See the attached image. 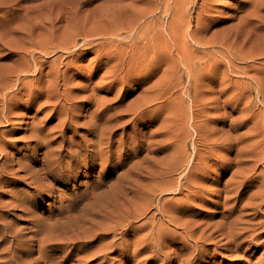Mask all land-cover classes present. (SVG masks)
Masks as SVG:
<instances>
[{"label": "bare ground", "instance_id": "6f19581e", "mask_svg": "<svg viewBox=\"0 0 264 264\" xmlns=\"http://www.w3.org/2000/svg\"><path fill=\"white\" fill-rule=\"evenodd\" d=\"M28 1L31 2L28 3ZM94 1L95 0H0V11L3 9L2 16L0 15V153L2 152V154H4L3 151H5L7 147V140L2 136L5 135L7 129H2V127L8 126L13 116H18L20 118V116L24 115V113L21 115V112H28L36 105L42 106L43 108L44 105L47 106L51 101L55 102V106L62 105L64 114L67 115L64 123H69L72 117V115L70 116L72 112L71 109H75L76 101L74 100L75 96L71 95L72 90L62 88V85H70V83L73 82H70V79L73 80L74 78L80 77L81 66L84 64L86 54L94 53L88 62L90 64L88 66L92 65V68L95 69H90L93 73L92 76L90 75L91 78L89 77V80H93L98 72L105 69L103 74H100L99 80H97V84L99 85H95L97 88L101 89V92L104 89H107V93L112 92L118 83H122L121 88H124L129 80L136 82L137 86L144 85L152 76L154 77L158 73H161L156 81L140 91L139 95L129 104L128 108L130 113H132V117L129 120H137L142 124L160 121L162 138L159 143L161 145H159L160 147L157 148V150L160 149L161 152L165 153L161 157L150 154V151L156 152L157 150L154 148L153 150L147 148L145 143H143L145 139L141 140L140 138H134L130 141L131 146L129 145V149H131V152H128V154L134 153L136 156H139L145 151L144 149H148L147 153L141 158H139V156V159L136 160L132 166L139 172H146L148 174H146L148 179L144 184L142 181H139L141 184H137L136 187L133 188V190L137 189L133 201H136L135 206L138 213L132 216L131 220H127L128 222L125 224L128 226L127 232L131 230L138 232V230L144 228L145 222L135 225L134 222L136 220L134 221V219L140 217L145 218L150 209L157 208L150 216L152 220L148 222L151 228H148L149 231H146L147 233L138 240L140 243L136 245L135 251L133 250V252L136 253L135 255L146 250L149 252L151 251L153 257H163L166 253L165 248L168 246L170 248V244L174 243V238H176L174 232L163 228V225L166 223L165 219H159L155 224L153 219L156 217L157 210L160 214L169 216L168 220L171 222L181 226L183 224L185 226L184 232H188L192 235L194 231L193 228H191L192 230L188 229V223L181 222V216L194 202L202 198V193L208 188V184L203 181L211 183L220 181V174L213 175L211 172L213 164L219 165L222 170L233 167L232 162L234 159L228 155L234 149H237L238 154L245 152V157L242 158V162L238 164L239 166L233 171L230 179L225 182L226 191H230V189L227 188L229 184L236 183L237 185H235V188H239V191L235 195V200L239 201L246 193V188H250L251 185L253 186L255 184L253 183L254 180L259 181L257 185L259 186V190L257 192L255 191V194L250 195L251 199L257 198L256 200L258 203H254L255 200H251V202H253L251 206L256 204L257 210H259V208L264 209V169L261 174L254 176L255 178L253 181L249 178L251 175L248 176L251 170H255L259 167L258 161H264V122L263 125H261L263 127L261 131L255 132L253 129L254 126L259 124L255 122L254 126L246 132L239 133L238 125L243 123L241 119L231 118V112L229 111L224 112L223 115L218 114L212 116L209 113L212 107L206 108L203 102L202 89L206 88L208 83L213 79L214 81L218 79L219 73L217 71L220 68L216 66H220L223 61V59L217 55V53H220L217 48L219 45L228 48L231 54L228 56L231 60L243 59V61L248 62L249 58L245 59V56H240L244 51L237 48L240 42L238 40V35L235 39L233 38L234 40H231V38L227 36L221 37V40H219L221 44L218 42V46L214 44L217 42L216 39L214 41H205L204 37L197 36L199 32L203 31V26L202 29L196 26L199 29L195 28L194 31H191V21L187 18L189 11L185 9L188 8V6L187 4H180L177 1L173 4L172 0H151V6L147 5L141 11L137 10V13L130 11L131 5L126 3L120 4V1L124 3L126 0H105V3L103 1L104 4L93 6L91 4ZM249 1L253 2V9L250 10L248 15L252 17L253 21L251 22V20L248 19L247 23L251 22L249 32L251 35H254V30L257 31L259 28V31L264 30V19L261 20L262 16L260 15V11L264 9V0ZM90 5L93 7H90ZM9 14H14L15 16L5 19ZM198 14L200 15L201 12ZM145 15H147L148 19L138 24L142 16ZM167 17L168 19L165 20ZM259 18L260 23L256 25L255 20ZM253 24L255 26H252ZM259 31H257V33ZM124 33L128 34L124 35ZM260 33L261 32H259V34L255 33L256 39H245V43L251 41V51L255 52L256 55H262L264 57V34ZM189 37L197 44L196 46L193 43H189ZM208 44L214 49H202V46ZM227 44H232L235 48ZM221 55L227 58L226 54ZM256 58L257 57L253 56V59H251L255 60ZM2 59H9V61L4 62L1 61ZM88 63H86V65ZM227 68L234 69L235 66L230 63ZM253 69L257 70L256 74H254V76L252 75L256 84L254 89L256 92H260L259 100L264 104V67L259 69L258 67H253ZM109 77L112 78L110 79ZM84 86H86V84H84ZM213 87L214 88L209 90H214V92L219 93L231 89V86L227 88L220 87L219 89H215L218 86ZM233 90L234 91L230 95L232 99L236 93L234 84ZM97 95L95 97H97ZM99 97H101V95ZM231 97L228 96V100L224 101L225 104L223 108H226V103L228 102L229 104L230 100H232ZM214 99L217 100V98ZM250 106L251 104L247 107L249 108ZM76 107H78V105ZM232 107L233 110L236 109V107ZM97 110L98 115L96 116L99 118V113L103 110ZM91 111L90 113H92ZM59 112H61V109ZM204 113L206 114L205 118L203 117ZM121 117L122 115H120V118ZM98 118H91L88 124H86H90V128L93 130L96 129L95 132H98L99 146L108 143V145L106 144L108 149L103 145L100 150L96 149L97 146L94 143L90 145L93 147H88V151L90 150L91 152L82 153L85 149L84 147L87 145L84 147L78 145L77 148H71L72 151L65 155L66 160L63 158L64 155H52V153H55L57 150L53 148L55 149L54 152L51 148V139L50 141H45L47 144L46 149H43L44 158L39 160L38 151L42 148V140H46L47 136L43 132V125L36 127L35 124L33 129L31 128V141L28 140L30 142H28L29 149L32 152L28 154V156H25H27L29 162H46V166L44 168L41 167L42 170H44V175L40 174L38 169L33 168L34 164H32L23 175L20 173L18 175L17 170L15 177L18 175L19 179L32 178V181H30L34 183L37 192L40 193L41 191L44 192L43 189H51V186H48L49 183L48 185L46 183V178L52 176L55 181L69 184L72 178L78 175L82 167H84L87 172L90 171L92 169L90 162L98 158H100L99 165H101V172H104L103 170L106 169V165L109 163L112 164L109 152H112L113 141L110 137L105 136L108 123L105 122V120L101 122L102 120L99 121L101 118ZM120 123L122 122L120 121ZM66 124L64 125L66 126ZM227 126L228 128L226 129L225 127ZM203 128L205 129V133H207L206 136H202L201 131ZM256 136H261L262 139L260 137L254 140L249 139L247 140L248 146L246 148L240 146L246 139ZM216 145L218 146L217 148H215ZM169 149H171L170 152ZM218 153L221 154L219 155ZM56 168L57 170H55ZM11 170L6 162L0 164V183L8 181V175L9 173L11 175ZM175 173L180 174V176L174 177ZM138 175L139 174H137V178L139 177ZM119 177L121 176H118V178ZM128 188L132 189L131 187ZM110 189V191L106 192L105 196L108 197L109 195L111 196L110 199L113 197L117 199L116 201L114 199L115 204L113 205L112 203L111 205L113 206L112 212H115L113 215H107L106 213H108V210L104 212L107 203L111 201L107 200L108 198L106 199L105 197L101 198L103 194L102 191L97 192L98 190H96L95 192L92 189V192L89 191L90 194L88 195L83 191L84 197H90L91 200L88 202L84 201V205L82 204V212L79 214L70 212L73 210V206H76L75 204L80 203L82 199H84L82 196L80 197L82 199L78 200L80 194H77V197L70 199V202L67 203L68 205L66 204V206L61 209L60 213L62 215H57L55 219L53 218L54 220L51 221L50 217L49 222H44L41 221V219H36L39 216L31 220L32 223L37 226L33 235L37 237L35 238V245H37L36 249L39 252V256L34 259L33 263H40L45 260L47 264H52L51 262L54 259H45L46 250L49 248L56 250L60 246L67 244L71 247V253H68H75L78 257H76V259H79H75L76 262H73V264H83L84 262H86L85 264H90L89 257L97 253V251L91 249L95 244L94 242L98 241L102 238V235L106 233L113 234L117 237L116 232L117 229L120 228L121 217L119 216V218L116 217L117 219H115L114 216L118 213L117 210L122 208V202H126V199L123 198L124 201H120V189L122 188H119V186H117L116 189L114 188V184H112ZM0 190H2V188ZM124 190L126 191L127 188ZM156 192L157 194L163 193V200H167L168 198L173 199L175 198V194H182L183 197L180 196L181 199L178 201L175 200L177 203H171L169 199V202L159 199V201L156 202ZM22 193L19 194L17 192V195L12 197V199L10 197L11 200L8 199L10 202H7L8 200L4 202L0 201V206L14 203V205L24 208L27 212L33 213V210H35L34 206L36 205L35 199ZM150 194H153L155 199L150 196ZM171 194L174 195L171 196ZM258 198L260 201H258ZM236 201L233 203H236ZM247 205L250 204L247 203ZM232 206H234V204H232ZM235 210H237V207H234L232 212ZM126 214H128V212ZM229 214H227V217ZM128 215L130 216V214ZM258 215H262V212L259 211ZM243 216L246 215L244 214ZM243 216L241 213H239L238 216L235 215V217L232 215V218L234 217L232 220L225 222L226 224L224 225H218L223 230L225 229L224 227H228V233L226 232L228 237H225L229 238V240H226V243H236L235 246L231 247V250H236L241 246L238 238L243 232L237 231L236 228L242 229L241 226H243L244 223L241 224L243 222L241 218L243 219ZM239 224H241V226H238ZM210 227L207 225V230L202 229V231L199 232L198 230L201 229L199 226L200 229L197 230L198 233H200L199 237L210 239L215 233V231H208ZM246 227H248V225H246ZM246 227L244 226L243 228ZM215 229L217 231L219 227ZM5 231L6 230L0 229V239L2 242L8 239H11V244L17 242L18 239L19 242H25V240L21 238V234L14 232L11 235H7ZM115 240H111L105 246L112 247ZM212 240L213 238L211 241ZM80 243H82V245L78 246ZM102 243L100 242V244ZM197 244L199 245L200 243ZM133 246L135 245L133 244ZM202 247L203 245L201 248ZM93 249L95 248L93 247ZM226 249L228 250L227 247ZM107 253L106 255L103 254L108 259ZM5 254L6 253L3 255ZM178 254H180V252ZM181 254L184 253L182 252ZM65 256L68 257L65 258V260H70L71 255L68 256L65 254ZM172 257L165 256L164 259L166 261L164 263L171 264ZM81 258H83V260ZM262 258H264V256ZM80 259L82 261H80ZM5 261L8 264H21V262L16 259H10L8 257ZM58 261L60 262V260ZM101 261L98 264H102L103 262L101 263ZM179 261L181 262L182 259Z\"/></svg>", "mask_w": 264, "mask_h": 264}, {"label": "rangeland", "instance_id": "374dc122", "mask_svg": "<svg viewBox=\"0 0 264 264\" xmlns=\"http://www.w3.org/2000/svg\"><path fill=\"white\" fill-rule=\"evenodd\" d=\"M103 1L104 3L106 2L105 0H95L91 5L96 6L97 4H104ZM150 1L151 0H126L124 3L120 1V4L126 3V4L131 5L130 11L137 13V10L141 11L147 5L151 6ZM176 1L183 5L187 4L188 8H185V9L189 11L187 18L189 19V21H191L190 22L191 23L190 29L192 28L191 31H194L195 28L199 29L200 27L202 29V26H203V29H202L203 31L197 34L198 37L200 36L204 37L205 41H208V40L214 41L216 39L217 42H215L214 44L217 45V43L220 42L219 40H221V37L223 38L224 36H227V37H230L231 40H234L236 36L238 35V40L240 42L237 45V48L242 49L245 52V53L244 52L241 53L240 56L241 57L245 56V59L249 58L248 62L243 61V59L242 60L240 59L231 60L228 56V55H231L228 48L217 45L218 46L217 48L220 51V53H217V55H219L223 59L221 65L216 66L220 68L217 71L219 73L218 79L216 81H214L213 79L210 83H208L206 88L202 89L203 99H204L203 102L205 103L206 108L212 107L209 113L212 116H215L218 114L223 115L224 112L226 111L231 112L230 113L231 118L241 119L243 121V123L238 125L239 133L246 132L248 129L254 126L255 122H258L259 124L257 126H254L253 129L255 130V132L261 131L263 129L261 125H263V122H264V116H263L264 115L263 114L264 104H262L259 100L260 92L258 93L254 89L256 84H255V80L252 77V75L254 76V74H256V71H257V70H254L253 67H258V69L264 67V57L262 55H256L255 52L251 51L252 49L251 41L245 43V39L247 38H251V40L256 39V34H259V32H261L260 34H264V30L259 31L260 28L257 29V31H259L258 33L256 30H254V32L256 33V34L254 33V35H251V33L249 32L250 24L253 21V19L251 16L248 15V13L250 12V10L253 9V2L249 0H172L173 4H175ZM29 2L31 1H28V3ZM91 5L90 7H93ZM2 12H3V9L0 11L1 16H2ZM199 12H201L200 15L198 14ZM260 15L262 16L261 20L264 19V9L260 11ZM12 16L14 17L15 15L9 14L7 17H5V19H9ZM147 19H148L147 15L142 16L138 24H140L141 22ZM167 19L168 17L165 20ZM248 19L251 20L250 23H247ZM259 20L260 18L255 20L256 25L260 23ZM254 24L252 26H255ZM196 26H199V28ZM237 31H238V34H237ZM126 34L128 33H124V35ZM189 43L190 44L193 43L195 44V46L197 45L196 43H194L191 37H189ZM227 45H232V44H227ZM202 47H203L202 49H207V50L214 49L210 46V44L206 46H202ZM221 54H226L227 58H224ZM93 55L94 53L86 54L84 64L81 66L80 77L74 78L73 80L70 79V82L72 81L74 82V83L72 82L73 84L70 83V85L68 84L66 86L62 85V88H67V89L72 90L71 95L75 96V99H74L76 101L75 105L76 106L78 105V107L76 106L74 107L75 108L74 110L71 109L72 112L70 116L72 115V117L69 120L68 124H66V122L64 123V120L67 115L64 114L62 105L55 106V102L51 101L50 103H48L47 105L48 107L44 105V107L42 108V106L36 105L32 108V110L28 112L27 111L21 112L20 114L23 115L24 113V115L20 116V118L18 116H15V117L13 116L11 118V123L8 126L2 127V129H5V130L7 129L5 131L6 136L2 135L7 140L6 142L7 147L5 151H3L4 154H2V152L0 153V162L1 163L6 162L10 170L11 169H14V170H11L12 171L11 175L13 177L9 173L8 181L0 183V189L2 188V190L5 191L4 192L0 190V201H3V202L5 200L7 201L8 199H10V197L12 199V197L16 196L17 192L19 194L23 192L22 194H25L26 196H29L35 199L36 205L34 206V209L36 211L33 210V213L27 212L26 210H24V208L14 205V203L0 206V229L6 230L5 234L7 235H11L14 232L15 233L17 232L21 234V238L25 240V242L23 241L19 242V239H18L17 242L11 244V239L4 240L3 242L0 239V264H8L5 261L7 257L10 259H16L17 261L21 262V264H47L45 260L40 263H33L34 259L37 256H39V252L36 249L37 245H35L36 244L35 238L37 237L33 235L34 230L37 226L33 224L31 220H33L34 218L38 216L39 217L36 219H39V220L41 219V221H44V222H49L50 217H51V221L54 220L57 217V215L58 216L62 215L60 213L61 209L65 207L67 203L70 202V199L77 197V194H80V196L78 197V200L82 199L80 197L85 196L83 195V191L86 192V195H88L90 194V192H92V189L95 192L96 190H98L97 192L102 191L103 194L101 198L105 197L106 199L108 198L107 200L111 201L110 202L111 204L107 203L104 209V212L108 210L107 211L108 213L106 214L109 216L110 214L113 215L115 212H112L113 206L111 205L112 203L114 205L117 199H115L114 197L110 199L111 196L109 195L108 197L105 196L106 192L111 190L110 188L112 184H114V188L116 189H117V186H119V188H122L120 189V201H124L123 198H125L126 202L124 203H127V204H124L122 202L123 204V206H121L122 208L120 210H117L118 213L114 216L115 219L119 218V216L121 217L120 226H119L120 228H118L116 232L117 237L114 236L113 234L106 233L102 235V238H100L98 241H95L94 242L95 244L91 247V249L97 251V253L93 255L92 257H89L90 264H98L101 260H103L101 261V263L103 262L102 264H165L164 263L166 261L164 259L165 256H169L170 258L173 256L171 264H180V263L181 264H264V258H262L264 256V253H263L264 252V246H263L264 245V209L259 208V210H257L258 208L255 206L256 204L251 206L253 203L251 202V200L252 201L255 200L256 202L254 201V203H258V202L256 200L257 198H253V199L250 198L251 194H255L259 190V186H257L259 184V181H255L254 176H257L263 172L264 161H258L259 167L249 172L248 176L251 175L249 176V178L252 181L254 180L253 183L255 184L253 186L251 185L250 188L247 187L246 188L247 191L243 195L241 200L236 201L235 195L239 191V188L238 189L235 188L236 187L235 185L237 184L236 183L229 184L227 188H229L230 191H226L225 182L230 179L233 171L239 166L238 164L242 162V158L245 157L244 155L245 152L238 154L237 149H234L228 155L229 157L234 159V161L232 162L233 167L227 170H222L220 169L219 165L217 164L212 165L211 172L213 175L220 174V178H219L220 181L213 182V183L203 181L204 183L208 184V188L206 191L202 193V198L194 202L191 205V207L184 214H182L181 222L188 223L187 224L188 229L193 228L194 231L192 232V235L188 232H184L185 226L183 224L181 226L179 224L171 222L170 220H168L169 216L162 215L157 210L156 217L153 219L155 221V224L156 222H158L159 219H162V218L165 219L166 223L163 225V228L174 232L176 236V238H174V243L170 244L171 249L169 248V246L165 248L167 251L165 250L166 253L163 257L162 256H157L158 258L153 257L152 252L151 251L149 252L146 250H143L141 253L135 255L136 253L133 252V250L135 249L136 245L140 243L138 240H140L141 237L144 234H146L151 228L150 227L151 225L148 222L152 220L150 216L151 214H153V212L157 208L150 209L149 213L147 214L148 216L146 215L147 218L140 217L141 219L140 218L134 219L133 217L134 221L136 220L134 222L135 225L145 222V227L138 230V232L137 231L135 232L132 230L127 232L128 226L125 224L129 220L132 219V216L138 213V211L136 210V206H135L136 201H133L135 199L134 196H135V191L137 189L133 190V188H135L137 184H141V182L139 181H142V183L144 184L145 182H147V179H148V176H147L148 174L146 172H144L145 174L142 173L143 171L139 172L138 170H135L132 166L136 162V160L143 157L147 153V150H148L147 148L149 149L151 148L152 150L154 148L155 150H157V148L160 147L159 145L161 144L159 143H160V139L162 138V135L160 132L161 131L160 121H156L155 123L149 122L147 124H142L138 122L137 120L136 121L129 120L132 117V113H130V110L128 108H129V104L132 101H134V99L139 95L140 91L143 88L150 86L149 84H152L154 81H156L158 79V76L161 73H158L154 77L152 76L150 80L144 85L137 86L136 82H134L133 80H129L128 83L126 84V87L124 88H121L122 83H118V85L114 88L112 92L107 93L106 91L107 89H104L101 92L100 91L101 89L96 87L99 85L97 84V80H99L100 76L103 74L105 69L98 72L96 77H94L93 80H89L91 78L90 75L92 76V73H93L91 72V70H95L92 68V65L88 66L90 65L88 63L89 59ZM253 56L257 58L255 60H252ZM1 61L6 62V61H9V59H2ZM86 63L88 64L86 65ZM230 63L234 64L235 66L234 69L227 68L228 64ZM109 78L111 79L112 77H109ZM263 82H264V77H263ZM84 84H86V86H84ZM233 84L236 87V93H235L234 98L232 99L230 95L234 91ZM213 86H218L215 89H219L220 87L227 88L231 86V89L223 91L222 93H219V92H214V90H209V89L214 88ZM263 93H264V89H263ZM96 95L97 97H95ZM100 95L102 98L99 97ZM228 96L231 97L232 100H230L229 104L228 102L226 103V108H223V105L225 104L224 101L228 100ZM214 98H217V100H215ZM249 104H251V106L248 108L247 106ZM232 106L236 107V109L233 110ZM60 109H61V112H59ZM97 109L103 110L99 113V118L98 116H96L98 115ZM90 111L92 113H90ZM120 115H122L121 118H120ZM203 117L204 118L206 117L205 113ZM91 118L92 119L101 118L99 121L102 120L101 122H104L105 120V122L108 123V129H106L107 135L105 134V136L110 137L111 140L113 141L112 152H109L110 153L109 157L111 156L110 160L112 164L109 163L106 165V169L103 170L105 173L101 172L102 170L100 167L101 165H99L100 158H98V159H95L93 162L92 161L90 162L91 168H92L90 171L87 172L86 169L82 167L78 175L74 176V178H72V181L69 184H66V183L63 184L62 182L55 181L52 176L46 178L45 179L46 183L47 185L49 183L48 186L49 187L51 186V189H47V188L43 189L44 192L41 191L40 193L37 192L36 186L34 185V183L31 182L32 178H29V177L26 179L18 178L19 173L21 175L25 174L24 172H27L28 167L32 164H34L33 168L38 169L39 173L44 175V170H42L41 167L44 168L46 166L45 164L46 162L44 161L29 162V160L27 159L28 154L32 152L29 149L30 142L28 140L31 141L30 134L32 133V129L35 126V124H36V127L43 125L44 127L43 132L47 136L46 140L43 139L42 140L43 142H41L43 144H42V148L38 151V156L40 158L39 160L44 158L43 153H44V150L46 149V144H47L46 142L47 140L50 141V139L52 140L51 142L52 145H50L51 148L52 149L56 148L57 150L55 152V149H53L55 153H52V155H56V154L64 155L63 158L65 160H66L65 155L68 154L70 151H72L73 148H77L78 145L82 147L87 145L86 147H84L85 149L83 150L82 153L91 152L90 150L88 151V147L94 143L97 146L96 149L100 150L102 145L106 146V148L108 149L107 147L108 143H106L107 145L102 144L99 146V141H98V136H97L98 132H95L96 129L93 130L92 128H90L91 127L90 124L87 125L88 121ZM120 121L122 123H120ZM64 124H66V126ZM225 128L227 129L228 126ZM201 133H202V136L207 135V133H205L204 128L202 129ZM259 137L261 138V136L248 138L245 140V142L241 143L240 146L242 148H246L248 146L247 140L249 139L254 140ZM134 138L136 139L140 138L141 140L145 139L143 143H145V146L147 148L144 149L145 151H143L141 155H139L140 157L136 156V154L134 153L128 154V152H131V149H129L130 148L129 145L131 144L130 141ZM90 147H93V146H90ZM217 147L218 146L216 145L215 148ZM170 150L171 149H169V152ZM152 152L153 151H150V154H153L159 157L165 154L164 152H161L160 149L157 150L156 152H153V153ZM218 154L220 155L221 153H218ZM10 157H13V158H10ZM8 162L10 163L12 162V163L10 164ZM17 170H18V175H16L15 177V174H17ZM55 170H57V168ZM137 174H139L138 178H137ZM140 174H141V177H140ZM118 176H121V177L118 178ZM177 176H180V174L175 173L174 177H177ZM134 179L136 182L134 181ZM142 179L145 181H143ZM128 187H131L132 189ZM5 188L7 191L5 190ZM125 188H127L126 191L124 190ZM47 190L49 191V193ZM155 194H156V202H158L159 200L168 201L169 199L168 198L167 200L165 199L163 200V197H162L163 193L157 194L156 192ZM172 195L174 194H171V196ZM150 196L154 197L153 194L152 195L150 194ZM180 196L183 197L182 194H175V198L173 199L170 198L169 200L171 201V203H177L176 201L181 199ZM90 200H91L90 197H84V199H82L80 203H77L75 204L76 206H73V210H71L70 212L79 214L80 212H82L81 210L85 203L84 201L88 202ZM172 201H175V202H172ZM235 201L236 203H233ZM258 201H260L259 198H258ZM7 202H10V201L8 200ZM246 202L249 203L250 205H247ZM232 204H234V206H232ZM231 207L233 208L237 207V210L232 212L233 208ZM121 211L124 213V215ZM259 211L262 212V215H258ZM127 212L128 214H130V216L126 214ZM130 212H132L133 214ZM239 213H241L242 216L244 214L246 215V216H243V219L241 218V221H243L241 224L244 223L243 226H241V224L238 225V226H241L242 229L240 230V228L239 229L236 228L237 231L243 232V234L239 238L237 236L238 241L240 242L241 246H239L238 249L236 250H231V247L235 246L236 243L235 244H230L229 242H228L229 244L226 243L229 240V238H226L228 237L227 236L228 227L227 228L224 227L225 229L223 230L218 225L226 224L225 222H229L235 217V215L238 216ZM227 214H229L230 216L228 215L227 217ZM231 214L234 215L233 218ZM191 221H193L194 223ZM207 225L208 227L211 226L210 229L208 228V231L209 232L215 231V233L212 235L210 239L199 237L200 233H198V231L201 232L202 229L207 230L206 228ZM246 225H248V227H246ZM199 226L201 229L199 228ZM244 226L246 228H243ZM218 227H219V230L216 231L215 228L218 229ZM195 230H196V233H195ZM212 238L213 240L211 241ZM111 240H115L114 245L112 247H106L105 245L109 243ZM133 240L135 241V243ZM120 241L121 242L123 241V242L121 243ZM100 242L102 244H100ZM126 242L129 244H127ZM196 242L200 244L202 243V244L198 245ZM120 244L122 245V247ZM133 244L135 246H133ZM80 245H82V243H80L78 246ZM202 245L203 247L201 248ZM93 247L95 249H93ZM190 247L192 248V250ZM226 247L228 248V250L226 249ZM168 248H169V251H168ZM70 251H71V247L67 244H64V246L63 245L60 246L56 250H52L49 248L46 250L45 259L46 258L54 259L51 262L52 264H55V263L56 264H59V263L60 264H73V262H76V260H79V259H76L77 255L75 253L69 254L68 252ZM181 251L184 254H181L182 253ZM179 252L180 254H178ZM4 253L6 254L3 255ZM103 253L105 255L107 253V256L109 258L107 259ZM65 254H67L68 256L71 255L70 260L69 259L65 260V258H68L67 256H65ZM178 257L182 259L181 262L179 261L181 259ZM81 259L83 260V258ZM81 259L80 261H82ZM58 260H60V262ZM183 260H186V261H183ZM85 263L86 262H84L83 264Z\"/></svg>", "mask_w": 264, "mask_h": 264}]
</instances>
